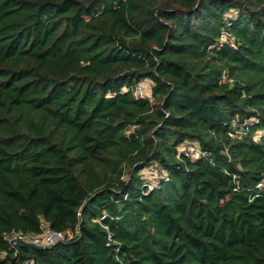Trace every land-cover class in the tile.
Masks as SVG:
<instances>
[{"label":"trees","instance_id":"trees-1","mask_svg":"<svg viewBox=\"0 0 264 264\" xmlns=\"http://www.w3.org/2000/svg\"><path fill=\"white\" fill-rule=\"evenodd\" d=\"M28 259L264 264V0H0V264Z\"/></svg>","mask_w":264,"mask_h":264},{"label":"built area","instance_id":"built-area-1","mask_svg":"<svg viewBox=\"0 0 264 264\" xmlns=\"http://www.w3.org/2000/svg\"><path fill=\"white\" fill-rule=\"evenodd\" d=\"M224 41L227 40V36L223 39ZM136 94L139 97H144L145 95L142 94L136 87ZM245 124L248 122L245 121ZM179 154H184L188 157H197L198 155H203V152L199 149V147L189 144V143H182L178 148ZM143 180V184L146 185L148 188L151 187V185H156L158 182V173L156 172V165H152L148 168H145L141 172V177ZM261 184L259 183V186ZM66 239V236L62 232L53 231L49 227H44L41 234H26L22 232H16L9 236L8 243L9 245L16 249V247L20 244H26L30 246H49L53 244L54 242L61 241ZM22 264H33V261L30 259L25 260Z\"/></svg>","mask_w":264,"mask_h":264},{"label":"rangeland","instance_id":"rangeland-1","mask_svg":"<svg viewBox=\"0 0 264 264\" xmlns=\"http://www.w3.org/2000/svg\"><path fill=\"white\" fill-rule=\"evenodd\" d=\"M150 86H151V82L149 80H143L137 85V89L142 94H145V93L149 92Z\"/></svg>","mask_w":264,"mask_h":264},{"label":"water","instance_id":"water-1","mask_svg":"<svg viewBox=\"0 0 264 264\" xmlns=\"http://www.w3.org/2000/svg\"><path fill=\"white\" fill-rule=\"evenodd\" d=\"M35 248H38V249H40V248H45V247H43V246H34ZM33 264H35V261L33 260Z\"/></svg>","mask_w":264,"mask_h":264}]
</instances>
